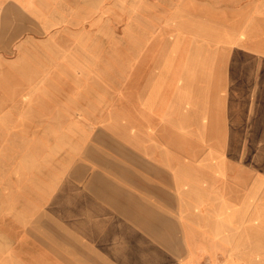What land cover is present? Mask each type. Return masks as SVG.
<instances>
[{"label":"crops","instance_id":"1","mask_svg":"<svg viewBox=\"0 0 264 264\" xmlns=\"http://www.w3.org/2000/svg\"><path fill=\"white\" fill-rule=\"evenodd\" d=\"M119 12H140L159 22L169 17L174 25L189 16L190 26L196 27L214 26L218 16L223 42L237 47L239 60L253 61L254 70L240 68L234 74L223 72L219 78L212 67L199 66L198 60L203 58L192 51L173 52L172 56L158 52L152 58L157 60L155 69L150 68L151 57L144 53L143 67L134 73L133 54L123 58L102 47L108 37L103 33L117 30ZM261 61L264 0H0V90L51 93L46 100L53 105L47 107L54 110L27 117L30 123L46 125V154L55 139L69 138L64 131L54 135L49 125L86 123L88 107L96 112L103 106L99 100L103 84L112 93L109 106L120 109L116 123L136 122L135 108L143 109L147 114L141 111L142 117L149 120L152 107L158 108L161 130L157 139L164 145L158 148L159 155H187L180 147H165L169 138L196 144L245 140L248 121L242 106L237 116H231L234 105L229 98L225 103L216 99L215 92L219 82L224 85V78L227 91L231 84L256 86ZM87 77L92 80L87 82ZM69 92L81 93L76 105L68 104ZM91 92L97 94L86 96ZM93 116L89 122H102L100 116ZM233 124H237V136L232 138ZM37 138L36 132L21 136L17 152L37 156ZM22 139L29 140L28 145ZM80 139L85 136L79 133L73 140ZM115 139L110 155L119 162L115 158L106 161L94 151L85 162L76 164V177L63 194L76 199L74 210L39 212L37 171L31 165L15 163L10 174L0 175V264H194L199 247L192 237L214 236L218 230L236 237V252L244 250L241 242L247 234L254 235L256 245L261 237L257 205L261 203L262 171L260 165L241 159L247 155L246 147L241 152L229 146L209 149L208 155L214 159L206 169L210 178L205 181V191L200 196L191 182L190 193L183 196L177 182L170 194L164 182L150 181L149 147H134L128 131L118 132ZM71 145L78 151L85 148L76 141ZM140 156L143 160L138 163ZM69 200L67 197L66 204ZM251 203L253 210L247 206ZM39 220L52 224L42 222L46 231H38ZM166 220L171 227L167 228ZM171 237H178V242H171ZM208 246L206 243V251L211 250ZM236 258L242 260L236 254L231 259Z\"/></svg>","mask_w":264,"mask_h":264},{"label":"rangeland","instance_id":"2","mask_svg":"<svg viewBox=\"0 0 264 264\" xmlns=\"http://www.w3.org/2000/svg\"><path fill=\"white\" fill-rule=\"evenodd\" d=\"M118 14L117 30L115 33L109 31L103 33L108 35V37L105 38L107 39V43H102V47L108 51L117 52L123 58L133 54L135 58L133 65L134 73H138L137 71L143 67L141 55H144V53L151 57L150 68L155 69L157 68V60H152V58L156 57L158 52L166 53L167 55L171 54L172 56L173 52L192 51L197 52L199 57L203 58L198 60L199 66L212 67L214 73L216 75L219 74V78L222 77L223 72L229 73L230 71L234 74L240 68L243 71L245 69L247 72L254 70L253 61L239 60L237 57V47L223 42L221 28L218 27L221 22L220 17L217 18L218 16H215L214 26L205 27L202 25L196 27L190 26L188 22L189 16H183L180 22L174 25L175 23L169 17L159 22L153 19L152 16L150 18L145 17L140 12H119ZM110 34L111 38L109 37ZM183 67H186V64H183ZM260 69L261 73L257 79L256 86L245 87L243 85L231 84L230 90L227 91L225 87L227 79L224 78V80L222 78L224 85H221L222 81L219 82L221 87L219 85L218 92H215L216 99L223 100L225 103L229 98L231 106L234 105L233 108L230 107L231 116H237L239 107L242 106L240 108L242 110L241 113L242 115H246L248 121L245 128V140L233 138L237 136V133H235L237 124L230 125V131L234 130V133H230L233 139L229 140H204L198 141L196 144L195 141L189 139L167 138L168 145H165V147H180L182 148L180 151L187 154L180 155L176 153V157L169 153L159 155L161 150H158V148L160 149L164 145L162 142H158L157 139L161 130V125L157 122L158 108L152 107L149 114L150 117H148L150 121L142 117L144 114L141 115L140 112H144L143 109L135 108V111L133 110V119L136 122L128 124L116 123V116L120 114V109H114L109 106L112 93L104 89L108 86L103 83L104 88L100 91L99 95V100L103 106L94 112L93 107H88L89 104L86 105V108L88 107V110L91 112L87 110L85 113L86 123L49 125L53 127L54 135H59L64 131L69 133V138L55 139L53 148L46 154L45 144L47 140L44 138L46 125L30 123L27 117L45 115L52 109L54 110L51 106L47 107V105H53V103L46 100V96L51 93H45V91L31 93L2 89L0 90V175L5 173L7 175L10 174L15 163H24L28 168L31 165L32 169L35 168L37 171L39 212L45 210L55 212L56 210L63 211V209L74 210L76 206L73 203L76 199L72 195L64 196L63 194L76 177V164L85 162L86 156L94 151L101 154V157L106 161H109L111 158L117 160V157L113 155L111 157L110 155L112 151L110 150L111 146L113 147L114 142H116L115 137L118 132L128 131L134 137V147L141 148L146 146L151 150L149 163L150 181L164 182L167 186L166 190L170 194H173L171 186H173L174 182H177L176 186L178 190L184 193L183 196L190 193L191 188L189 185L193 182V185L197 187V193L202 196L205 191V181L207 177L208 179L210 178L206 169H209L210 164L213 162L212 159H214V157L208 155L209 149L229 146L234 150L239 148L241 152L246 147L247 155H242L241 159L246 164L260 165L262 171L261 203L257 205L261 211V237L259 240L256 239V245H254V235L247 234L249 236L245 237L241 242L244 250L236 252L234 251V244L237 243L236 237L228 235L227 232L223 233L222 230H215L214 236H194L192 237V242L199 247L198 252L194 253L196 255L195 260L198 262L194 264H264V61H261ZM103 78L106 80L111 79V77ZM135 78L142 79L143 77L135 76ZM90 79V77H87V82L92 80ZM166 83L168 84L169 81ZM166 93L170 94L169 92ZM66 94L68 95L66 100L72 106L73 104H77L78 96L81 93L69 92ZM87 94L94 96L97 93H86V96ZM87 103L89 102L87 101ZM74 111L76 112V109ZM71 115L75 114L71 113ZM93 115L100 116L102 122H89L94 117ZM95 118L97 119V117ZM225 128L226 126H224ZM47 131L49 130L47 129ZM32 132H36L38 135V138L35 140L38 147V155H24V150H22L21 154L18 153L16 142L21 136L22 138L28 137ZM79 133L85 136V139L73 140L78 137ZM165 135L168 137V133ZM259 135L261 136L260 139ZM22 141L27 145L29 143V140L22 139ZM75 141L80 142L82 145L85 144V148L79 151L74 150V146L71 143L74 142L75 144ZM93 144L94 147H91ZM189 147L197 148L190 149ZM254 150L256 151L255 155L252 154ZM132 151L134 152V157L138 158L135 155L137 150L134 149ZM235 152L238 153L239 151ZM142 160L143 158L140 156L138 163H141ZM133 163L137 164L136 161H133ZM183 196L180 198L187 199ZM67 197L70 199L69 204H66ZM64 200L65 203H63ZM247 206L249 210H253L252 203ZM167 215L172 217V214L167 213ZM247 216H249V213H247ZM42 222L52 224L51 221L39 220V224L35 225L38 231H46L43 225L41 226ZM166 224L167 228L172 226L167 220ZM47 225L49 224L47 223ZM58 228L61 229V226ZM54 229L56 230V227ZM171 242L177 243L178 237H176V240L171 237ZM206 243H209L210 246L208 247L211 250H205ZM213 248L214 250H212ZM224 249L227 251H223ZM228 249L230 250L228 251ZM235 254L239 255L242 260H238V258L235 260L231 259ZM169 255L170 253H167V256ZM228 259L230 260L228 261Z\"/></svg>","mask_w":264,"mask_h":264}]
</instances>
